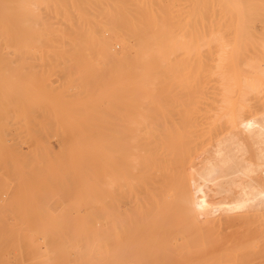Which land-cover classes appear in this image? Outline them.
<instances>
[{
  "label": "rangeland",
  "instance_id": "obj_1",
  "mask_svg": "<svg viewBox=\"0 0 264 264\" xmlns=\"http://www.w3.org/2000/svg\"><path fill=\"white\" fill-rule=\"evenodd\" d=\"M171 1V5L173 4L172 7L176 10V12L178 9L186 12L184 13V19L181 22L179 21L178 17H176L175 21V29L178 27L184 29L183 31H181L182 29L178 28L181 32L177 31L178 29H176L177 34L175 33V37L180 36L178 37L180 39L177 38L178 41H176L179 48L175 47V51H173V54L168 59L162 57L154 58L156 59L155 61H159V63L157 62V65H155L148 74V77L151 78L154 82L151 83L153 86H147L151 89L150 91L146 87V89L143 88V91L141 92L142 96H139L136 101L133 100L131 95H128L130 91L129 87L132 85L131 79V84H129L128 78L130 76L134 77V74H137L138 76V73H130L128 67H125L121 64L122 69H119L120 72L118 73V75L115 74V72H118L117 67L119 65H116V63H114L112 60L107 59V57L105 58L101 55H97L99 54V52H94L96 54L95 55L93 53L89 54L86 52H83V54L82 52H79V54L75 51L63 52L57 50H46L41 51L40 54V51H38V47L36 45L33 46L34 49H32V51H25L26 49H23L24 51H21L18 47L21 43H24V41L22 42L21 38V36L23 37V35L21 34V27L19 28V25L17 24L16 29H18V32L16 30L17 34L15 37L17 40L16 42H18L19 44L15 42V49L17 47L16 52L13 53L12 51V54L10 52H7L10 55L6 52L0 53V61H10L9 63L7 62L8 64L6 63L7 65L0 63V85L3 82H8L11 84L14 83L13 86H16V90H18L13 94L14 99L12 100V106L10 107L9 105L7 108L8 110H6V115L10 117L12 116V118L5 117L3 119L0 117V139L2 137L1 140L4 142H0V264H264V166H257L259 167L257 168L251 165L248 160H244V155L239 149L241 148V146L239 145L241 139L234 138L233 131L231 130L230 126H228L226 121L223 120L224 122H217L215 127V124H213V120L219 118L220 112H222L223 110V108L220 109L217 105L219 104V106H226V104L222 101H220V103L217 102V100H221L218 98L220 97L219 95L221 94V92L218 91L222 90V84L220 80L218 81V79H220L219 75H217V73L214 71V62L212 63L213 60H210V57L213 56L211 52H214V54L217 52L218 54L220 48L219 46L223 44V42L227 43L228 40L234 41L233 38L235 36L231 32L229 33H231V35L234 37H228L231 35L227 36L226 34L230 29L228 23L226 22H229L230 24V22L234 20L235 25L236 15L234 14L232 16V19L229 21L228 18L226 19V17L229 16H224L223 14L224 18L227 21L224 19V21H222L223 16L221 17L220 15H218L217 18L216 14H213V12L209 14L208 12V17H210L211 20H213V15H215L214 21H216V24L214 23L211 28L216 30L213 31H217L216 33L220 31L218 34L220 36L222 34L225 35L224 39L227 40L224 41V39L222 38L223 36H221L223 40L221 39L218 41L219 45H217V42L214 43L216 44L215 47H217L218 49H214L213 46H207L210 48V52L208 48L207 50H203L202 45H200L202 46V49H200L197 41L195 42V40L191 36L198 30V28H196V30L193 31V28L197 26H193V23H191L192 25L187 23V21L189 22L190 20L189 8L191 7V4L189 2L191 0H185L188 2V5L185 4L186 2L184 0H179V2L178 0ZM111 2L113 6L115 0H111ZM178 3L181 4L179 5ZM183 4L184 6L182 7ZM36 11L39 12L38 9H36ZM251 15L253 18L251 17ZM219 16L221 17V19H219ZM263 16L264 15L257 16L256 14L251 13L248 18L246 17L247 19H250L249 17H251L256 21L255 25L249 23L252 26L251 28H249L250 26H247V23L252 19L248 20V22L246 21L247 19H245L247 23H244H246L245 25L247 26V28H249V32H259V36L257 34L256 36L254 34H251L250 40L247 37L244 38L245 40L243 39L242 43L243 41H245V44L240 43L241 50L244 48L243 51H245V45L248 41L249 44H252V42L253 44H257V41L264 38V36H262L264 34H260V31H263L262 33H264V18H262ZM50 19L54 21L50 28H54L56 26L55 24H57V22H55L57 18L51 17ZM79 19V26H82L78 27L80 31L74 30V28L72 29V27L70 29V26H68V24H63L64 26L66 25L68 27V30L74 31H71L73 32V36L75 35V33L77 34L76 31H79L78 35L84 34L82 30L84 29V25L81 22V18ZM260 20H262V22ZM220 23L223 25L221 26ZM232 23L233 21L231 22V24ZM187 24L189 25L190 32L192 34L188 30L189 27H186ZM224 24L225 28L223 27ZM234 25L232 24L230 26L234 28ZM102 31L105 34L106 39L108 38L109 40H111V44H109L113 51L119 52L122 49V44H120L121 42L113 38V35H111V30H109L108 28L102 26ZM184 31L186 35H188L189 33L190 35H188L187 40L184 39L183 43V39L181 40V34ZM232 31L234 32L233 29ZM20 34L21 36H18ZM248 35L246 33V36ZM252 36L255 37L256 40ZM258 37L259 39L257 40ZM252 39L255 41V43L254 41H252ZM231 42L229 43L231 44ZM160 43L163 44V42ZM196 44L198 46H196ZM241 44L244 46H241ZM251 44L248 47H251ZM21 45L23 46L25 45V43ZM228 47L229 46L225 48L224 46L223 50H226H224L223 52H229L230 50L228 51ZM188 49H190V53L187 52ZM197 49L201 50V52L197 51ZM204 49H206V46L204 47ZM241 50V53H237V56L239 55L240 57L238 58L240 60L242 58L241 61L244 60L245 62L247 61V59L242 54L243 52ZM255 50H251L252 53L257 52ZM32 52H35L37 55L35 53L34 55ZM202 52H207V55L204 53V56ZM244 54L246 55V52H244ZM257 54H259V52H257ZM257 54H253L256 56L252 55V58H259L260 61L264 63V54L261 55L262 58L260 57V54ZM89 55H92L94 57H90ZM199 55H201L202 57ZM22 56H24V59H21L23 58ZM29 56L30 58H28ZM206 56L210 60V63ZM257 56L259 57L257 58ZM213 57H216V55ZM40 58L42 61L38 60ZM101 58L102 60H104L103 62ZM202 59L203 62H201ZM239 59L237 61L240 62ZM230 61L231 63H233L232 57L227 59L228 65L225 64L226 67L233 66V64H229ZM15 62H17L18 64H15ZM165 62H172L171 72H165V70L163 69L162 63ZM244 62L241 63L242 67L245 65L243 64ZM235 63L237 62L235 61ZM9 64L14 68H11ZM113 64H115V66ZM210 64L214 67H211ZM208 65L211 69L207 67ZM157 66H159V68ZM235 66L237 65L235 64ZM8 67L11 71L13 69V71L10 72ZM206 67L208 69H206ZM30 68L32 70H30ZM113 68L115 69L113 70ZM5 69L7 72L9 71V73L5 72ZM17 69L18 71L16 72ZM111 69L113 71H111ZM240 70L241 68L238 71L236 70V72L234 71L235 73L233 71H228L233 74V77H235L234 75H236L237 77L235 78H238L237 80L232 79L229 81L230 84L233 83V86L229 85L230 91L228 93L231 100L230 104L237 108L239 107L240 98L239 85L241 80H239V78L244 74L245 76L251 74L250 72L246 71L245 68L242 69L244 72ZM27 71L30 73H28ZM245 71L247 73H245ZM1 72L6 73L7 75L2 74ZM22 72L24 73L22 74ZM46 72L48 74H46ZM94 72L97 74H95ZM128 72L130 73L129 77L126 79L128 81L124 83V81H126L125 75L128 76ZM228 72L227 74L229 76H232L231 73ZM38 73L41 77L37 75ZM46 75L48 76V78ZM115 76L117 78H115ZM119 79L120 82L118 81ZM116 80L119 82V84ZM215 80L217 81L214 82ZM31 82H33L32 85ZM121 83L126 85H123ZM218 84H221V87ZM34 86H36V88ZM62 89L63 91H61ZM102 90L104 94L102 93ZM98 91L102 93L100 96H102L103 99L99 96ZM263 92L264 83L262 85L261 93L256 92L249 94V99L246 98L247 101L246 99L242 101L244 106L241 109L242 111H240V118H243L241 126H244L245 128V131L242 132L244 135L243 138L247 140L249 139V136L251 141L257 140L256 143L258 146V152L261 153L259 154L261 156L260 161L264 163V128H261L264 127ZM143 93L146 94L145 96H147V98H144L145 96H143ZM153 93H155V95ZM216 93L217 95H215ZM97 94L98 97H96ZM167 94H169V96ZM255 94H258L259 96H256ZM212 95H215V98L212 97ZM254 95L256 97H254ZM260 95L262 96L261 98ZM46 96L49 97V99H47ZM26 97H28L29 99H26ZM76 97L77 99L80 98L82 102L86 103L85 107L73 108L72 106H70V104H72L73 102H77ZM95 97L97 99H95ZM99 97L100 99H98ZM151 97H153V99L157 98V106H153L154 103L152 102V104L150 102ZM166 98L168 99L166 100ZM190 99L193 101H191ZM211 99L212 102H210ZM188 100H190L191 102L189 101V107L187 106V108L184 104ZM259 102H262V104ZM173 103L176 105H174ZM256 103H258V106H260L258 107ZM59 104H61V106H59ZM205 104L208 105L206 106ZM147 105L149 106L147 107ZM183 105L185 107H183ZM199 105L202 106V109L201 106L199 107ZM214 106H216V109ZM256 107L258 110L260 107L263 108H261L259 111H256ZM177 108H187L185 110L183 109V111H185L184 113L186 114V123L190 121L188 122V124H186L185 120H183L185 114L181 116V114L183 113L181 111L182 109L178 110L179 112H177ZM199 109H201L202 111H200ZM186 110L190 112H187ZM65 112H67L68 114H65ZM170 112L173 115L170 114ZM74 114H77L76 118L68 120L71 115V117H75ZM211 114L214 116H210ZM136 116L137 118H150L148 126H143L142 124L140 125V123H138L137 125V123L135 122L132 123L131 118ZM197 116L198 118H196ZM58 117L61 118V121L63 123L57 119ZM200 117L202 118V121ZM209 117H211L212 119ZM66 118H68L67 120L70 122V125L66 122ZM85 118L88 119L87 122L85 121ZM91 118L93 119L92 121ZM155 118H161V120L155 122ZM71 120L75 122L71 124ZM181 120H183V122ZM253 120L254 122H252ZM58 121L62 123V126ZM78 121L82 123L81 130L79 127H77L78 125L81 127L80 123L78 124ZM89 121L90 123H88ZM192 121L195 123H192ZM250 121L252 122V124L250 123ZM259 121L263 122V125ZM6 122L8 123L6 124ZM76 122L77 124H75ZM91 123L93 124L90 125ZM179 123H182L183 125ZM71 125H73V127H71L74 128L73 130L70 129ZM181 125L182 127L184 126L186 129H188H185L186 131H182ZM250 125H252L253 129H251ZM3 126H5L6 128ZM66 126H68L69 128ZM171 126L172 128L174 126L175 128H177L178 126V128H181L178 129L180 130V132L185 131V133H188L187 145L190 147L189 152L192 153H190L189 166L194 168L191 171L192 176H194V180H191V182L187 184L188 197L187 199L185 197L184 203V207L187 209V211L183 210L180 205L181 195L179 191V184L175 186L170 184L169 186V183L168 185H164L165 183L163 181L154 179L159 178L161 175H163L164 171L168 170L159 168V166H157L158 163H161L162 165H170V163L172 162V160L158 159L159 157H169L170 155L165 154L166 151H168V146H165L164 143L161 144V142H164V133L166 137L167 135L169 136L168 131ZM191 126L193 128H196L193 129ZM87 128L89 130H87L88 133H91L90 135L87 133V131H84V129L86 130ZM67 129L69 130L67 131ZM148 129L152 130L148 131ZM163 129L165 130V132ZM262 129L263 132H261ZM76 130L79 131V133L81 132L82 136H80V134L78 135V132ZM221 130L224 132V134ZM213 131L216 133L214 134ZM84 132L85 134H87V136L89 135L88 137H86V139L83 138ZM185 133H183V141L187 142ZM73 134L75 136H73ZM135 134H137V139L133 137L135 136ZM158 134L161 138L157 137L159 136ZM7 135L9 137H7ZM92 135L96 137L95 140L93 139L94 137ZM214 135L219 139L216 138L215 140ZM219 135L222 137L221 139H224L223 137L225 136L226 142L229 141L231 143H225L227 146H231L230 148L236 149L229 150L230 148L227 149L225 144L222 145ZM100 137H102L103 144L101 143L102 141L100 140ZM131 137L133 140L130 139ZM210 137L212 139H209ZM78 138H80L81 141L83 140L82 143H84V141L87 143H85L84 146L80 143V145L83 147H87L91 141V144H93L94 147H96L97 144V149H95L96 151H94L93 147V149L91 150L92 153L90 155L91 151L89 152L88 150L83 149V147L79 146V143L77 142L80 140ZM106 138L108 139V141ZM153 140L157 145L154 144ZM93 141H96L97 143ZM99 141H101L100 143L102 146H105H100ZM198 142L200 144H198ZM224 142L225 141H223V143ZM216 143L218 146L216 145ZM125 145L128 148L125 147ZM155 145L157 148H155ZM211 145L213 148L211 147ZM135 146H138L137 150L132 149ZM100 147L103 148V151ZM220 147H222V149L226 147V149L222 150ZM80 148H82L81 150L83 151H81ZM98 149H100L101 151ZM217 149L222 151H217ZM149 150H157L158 152H160L157 154H147L155 158L151 160V163H156V166H151V168L149 169L143 168L142 166H140V164H138L136 168L129 167V161L132 160V156H134V158L136 157V159L139 158L137 160H140V155L144 153V151ZM99 151L102 153L98 155ZM107 152L110 154L108 155ZM94 153L97 155H95ZM92 155H95L94 158H92ZM107 155L109 157V161L107 160ZM11 157L13 159H11ZM112 157H115V159ZM112 159L113 164L111 165ZM19 162L21 165H18ZM94 162H96L97 165ZM115 163H117L118 165H114ZM144 163H150V161ZM121 164L123 166H121ZM74 165L76 166L74 167ZM196 166L199 167V170L196 169ZM148 170L154 171L151 173V184L158 183L160 185L159 198L161 199L162 204L161 212L165 214L155 215L152 213H146L144 211L145 206L142 198L145 197L146 193L145 191H143V188L139 184V179L141 178L140 174L145 173ZM78 171L79 173L77 174ZM80 171L85 173L87 176L85 174H82L81 176ZM197 173L200 174L196 175ZM220 173L223 174L222 178L224 182L216 179L215 175H218ZM84 176L88 179L84 178ZM93 178H96V180H93ZM86 179L88 181H86ZM98 179L99 181H97ZM84 180L88 183L89 186L86 187L85 185L87 184L82 183V181ZM89 181L92 184H90ZM105 183L108 185L109 183H111V185H109L108 187L107 185H105ZM122 183L124 185H122ZM101 184L104 186H102ZM91 185H94V187ZM84 187H86L85 189L91 187V190H85ZM111 192L113 193L111 194ZM121 192L126 196L124 194H120ZM171 192L172 199L171 196L168 195ZM84 193L87 195V197L90 194L89 197L93 201H96L97 199L95 197L98 198L99 196V199L102 198L100 201H103L99 202L98 200L94 205L91 200L89 206L92 210V216L90 217L83 216L86 213V205L82 202V199L84 200L85 198H87ZM165 197L166 201H168L172 206V213H169V203L165 202ZM83 211L84 213L82 214ZM87 227L93 228L95 230L93 236H90V233L86 229ZM34 232L36 234H39V238L36 237V234H33ZM57 232H61V234L59 235L61 238V242L55 244L57 241H59L58 239L52 244L51 240L53 238L52 241H55L54 234L56 236ZM83 232H87L88 234L87 242L85 244H79L77 238ZM43 233H47L53 237L49 239L50 236H45ZM42 234L47 240H45L46 244H44L45 242H41ZM29 237H34L36 241H39L38 244L34 247L26 245V241ZM57 238L55 237V239ZM48 240H50L49 243L51 244L47 243ZM20 241H24V243L22 244V242ZM17 243H19V245Z\"/></svg>",
  "mask_w": 264,
  "mask_h": 264
},
{
  "label": "bare ground",
  "instance_id": "obj_2",
  "mask_svg": "<svg viewBox=\"0 0 264 264\" xmlns=\"http://www.w3.org/2000/svg\"><path fill=\"white\" fill-rule=\"evenodd\" d=\"M171 0H115V3H114V5L112 6V2H111V0H0V53L1 52H12L13 51V53L14 52H16V50H17V47H16V49H15V42L17 41L16 40V30H17V32H18V29H16L17 28V24L19 25V28L22 30H20L21 31V34L23 35V37L21 36V34L20 35H18V36H21V38H22V42L24 41V43H25V45H21V44H24V43H21L20 44V46L18 47L21 51H24L23 49H26L25 51H32V49H34L33 48V46H37L38 47V51H40V54H41V51H46V50H50V51H54V50H57V51H75V52H77V53H79V52H82V54H83V52H86V53H93V54H95L96 52H99V54H97V55H101V56H103V57H107V59H109V60H112L114 63H116V65H119L118 67H117V69H118V72H115V74H117L118 75V73L120 72V70L119 69H122L121 68V64L122 65H124L125 67H128V70L130 71V73L131 72H135V73H138V76H137V74L135 75L134 74V77H132V76H130V77H132V78H130L129 77V72H128V76L127 75H125L126 77H125V80L128 78L129 79V81L128 80H126V81H124V83L125 82H129V84H131V82H132V85L129 87L130 88V91H129V93H128V95H131L132 96V98H133V100L134 101H136L137 100V98L139 97V96H142V94H141V92L143 91V88L144 89H146V88H148L150 85H152L151 83H154L153 81H152V79L151 78H149L148 77V74L150 73L149 71L151 70V69H153L154 68V66L155 65H157V62L159 63V61H155L156 59H154V58H156V57H162V58H166V59H168L169 57H171V55L173 54V51H175L174 49H175V47L176 48H179L178 47V45H177V43H176V41H178L177 40V38L178 37H180V36H178V37H175V33H176V29H182V28H180V27H178V28H176L175 29V21H176V17H178L179 18V21L181 22L183 19H184V13H186V12H183L182 10H180V9H178L177 10V12H176V10L172 7V5H171V2H170ZM185 1V0H184ZM178 2H179V0H178ZM186 3V5H188L187 3V1H185ZM190 4H191V7L189 8L190 10H189V12H190V20H189V22L187 21V23L188 24H191V23H193V26H197V27H195V28H193V31H195L196 30V28H198V30L196 31V33L194 32V34H192L191 32H190V27H189V25L187 24L186 25V27L188 26L189 27V32L192 34L191 36H192V38L195 40V42L197 41V44H199V46L200 45H202L203 46V50H207V48L210 50V46H213V48L215 49V48H217V47H215L216 46V44H214V43H218V41L219 40H221L222 38L224 39V36L225 35H221V36H223L222 38H221V36L218 34V33H216L215 31H213V30H216V29H212L211 28V26L216 22V21H214V16L215 15H213V20H211L210 19V17H208V12H209V14L210 13H212L213 12V14H216V17L218 16V15H220L221 17L223 16V14H224V16H229V17H226V19L228 18V20L230 21L231 19H232V16L235 14L236 15V26L234 25V20H232L233 21V25H234V28L233 27H231L230 25H232L231 24V22H230V24H229V22H226V23H228V25H229V27H230V29H229V31H228V33L229 32H231L234 36H232L231 35V33H226L227 34V36L228 35H231V36H228V37H234L233 39H234V41L233 40H225L224 39V41H227V43H225V42H223V44H221L219 47V51H218V54H217V52L214 54V52H211V50H210V52L213 54V56H215L216 55V57H213V56H211L212 57V59H211V57H210V60H213L212 61V63L214 62V66H215V72L217 73V75H219V77H220V79H218V81L220 80L221 81V84H222V90L221 91H218V90H216V91H218V92H221V94L219 95L220 97H218L219 99H221V100H217V102H219L220 103V101H222V102H224L225 104H226V106H224V105H222V106H219V104L217 105V103H216V105L220 108V109H222L223 108V110H222V112H220V115H219V118H216L215 120H213V124H215L214 125V127L216 126V123L217 122H224V121H226V123L228 124V126H230V128H231V130L233 131V136H234V138H236V139H241V141L239 142V145L241 146V148H242V150H241V148H239L240 149V151L242 152V154L244 155V160H248V162L251 164V165H253L254 167H257V166H259V167H262V166H264V163L263 162H261L260 161V158H261V156L259 155V154H261V153H259L258 152V146H257V143H256V141H251L250 140V137L248 136V138L249 139H244L243 138V131H245V128H244V126H241V122L243 121L242 119L243 118H240V116H241V114H240V111H242L241 109H242V107L244 106V104L242 103V101L243 100H245L246 98L247 99H249V94H252V93H261L262 92V85H263V83H264V63H262L261 61H260V59L258 58L259 56H257V58L258 59H255V57L254 58H252L253 56H256V55H253V54H257V52H259V54H260V57L262 58V54H264V38L263 39H261V40H259V41H257V44L255 43V41L252 39V41H254V43L255 44H253V42H252V44H251V47H248V46H250V44H249V41L246 43V49H245V51H243L244 50V48L241 50L240 49V43H242V40L244 39V38H248L249 40L251 39V34H254L255 36H256V34L259 36V32H257L256 33V31H255V33H253L252 31V33L251 32H249L250 30H249V28H251L252 26L250 25V24H254L255 25V20L254 19H252L253 17H252V15H251V17H249L250 19H252V20H254V21H252V20H250V19H247L248 18V16L251 14V13H254V14H256L257 16H259V15H264V0H191L190 2H189ZM179 4V3H178ZM181 4V3H180ZM179 4V5H180ZM189 4V5H190ZM185 5V6H186ZM184 6V4L182 5V7ZM182 7H181V9H182ZM177 8V7H176ZM180 8V7H179ZM36 9H38L39 10V12L38 11H36ZM219 16V17H220ZM224 16L222 17V21H224V20H226L225 18H224ZM230 16H231V18H230ZM51 17H56L57 19L55 20V22H57V24H55L56 26L54 27V28H50V26H52V24L54 23V21L53 20H51L50 18ZM189 17V16H188ZM221 17L219 18V19H221ZM247 17V18H246ZM261 17V16H260ZM79 18H81V22H82V24L84 25L83 26V28L84 29H82L83 30V33L84 34H80V35H78L79 34V31H80V29L78 28V27H82V26H79L80 25V19ZM218 18V17H217ZM262 18H264V16L262 17ZM58 19H59V21H58ZM210 19V20H209ZM216 19V18H215ZM224 19V20H223ZM234 19V18H233ZM245 19H247L246 21L248 22V20H250L248 23L245 21ZM213 21V22H212ZM217 21H219V20H217ZM222 21H220V22H222ZM227 21V20H226ZM251 21H252V23H251ZM261 22H262V20H260ZM59 22H61V23H59ZM244 22H246L247 23V26H250L249 28H247V26L245 25L246 23H244ZM259 22V21H258ZM68 24V26H70V29H71V27H72V29L74 28V30H79V31H76L77 32V34L75 33V35L73 36L72 35V33L74 32L73 30H71V31H73V32H71L70 30H68L67 28V26L65 25H63V24ZM250 23V24H249ZM216 24V23H215ZM249 24V25H248ZM260 24V23H259ZM192 25V24H191ZM190 25V26H191ZM220 25L222 26L223 24H221L220 23ZM219 25V26H220ZM102 26H104V27H106V28H108L109 30H111V35H113V38H115L116 40H118L119 42H121L120 44H122L121 45V50L119 51V52H116V51H113V49L111 48V46H110V44H111V40H109L108 38V40L106 39V37H105V34L103 33V31H102ZM182 26H183V24H182ZM217 26V25H216ZM245 26H246V29H248V30H246L245 29ZM264 26V25H263ZM185 27V26H184ZM224 28H225V24H224V26H223ZM228 27V28H229ZM214 28H215V26H214ZM258 28V27H257ZM264 28V27H263ZM177 30V31H180V30ZM191 29H192V27H191ZM227 29V28H226ZM225 29V30H226ZM232 29L234 30V32L232 31ZM81 30V31H82ZM184 29H182L181 31H183ZM220 30H222V29H220ZM225 30H224V32H225ZM260 30V29H259ZM19 31V32H20ZM180 31V32H181ZM249 32V33H248ZM261 33V35L262 34H264V33H262L263 31H260ZM80 33H82V32H80ZM190 33L188 34V35H190ZM235 33V34H234ZM246 33H247V35L248 34H250V35H248V36H246ZM177 34V33H176ZM48 35V36H47ZM188 35H186L185 34V31L184 32H182V34H181V40L183 41V43H184V39H186L187 40V38H188ZM226 36V37H227ZM262 36H264V35H262ZM253 37V36H252ZM261 37V36H260ZM19 38V37H18ZM17 38V39H18ZM253 38H255V37H253ZM262 38V37H261ZM178 39H180V38H178ZM222 39V40H223ZM227 39H232V38H227ZM259 39V37L257 38V40ZM185 40V41H186ZM245 40V39H244ZM255 40H256V38H255ZM232 41V42H231ZM247 41V40H246ZM160 42H163V44L162 43H160ZM200 42V43H199ZM220 42H222V41H220ZM229 42H231V44L229 43ZM234 42V43H233ZM245 41H243V43L242 44H245L244 43ZM251 42V41H250ZM16 43H18V42H16ZM110 43V44H109ZM189 43V42H188ZM19 44V43H18ZM187 44V43H186ZM196 44V46H198ZM241 44V46H244V45H242ZM217 45H219V43L217 44ZM202 46H200V49H202L201 47ZM206 46V49H204V47ZM207 46H209V47H207ZM225 46V48L227 47V46H229L228 47V51L230 52H223L224 50H226V49H224L223 50V47ZM231 46H232V48H231ZM239 46V47H238ZM253 46H254V48H253ZM21 47H24V48H21ZM260 48V49H257V48ZM198 48V47H197ZM247 48H249V49H247ZM256 49V50H255ZM15 50V51H14ZM202 50V51H203ZM233 50V51H232ZM240 50L243 52L242 54L245 56V58L247 59V61H245L244 62V60L243 61H241L242 60V58H241V60L238 58V57H240L239 55L237 56V53L239 54V52H240ZM246 50H248V51H246ZM257 51V52H255V53H252V51ZM261 50V51H260ZM197 51H200L201 52V50H198L197 49ZM95 52V53H94ZM188 53H190V49H188V51H187ZM200 52H199V54H200ZM220 52V53H219ZM244 52H246V55H247V57H246V55L244 54ZM248 52H249V54H248ZM20 53V52H19ZM22 53V52H21ZM33 53V52H32ZM35 53V52H34ZM33 53V54H34ZM85 53V54H86ZM101 53V54H100ZM204 53L207 55V52H202V54L204 55ZM210 53V54H211ZM241 53V52H240ZM7 54H9V53H7ZM12 54V53H11ZM36 54V53H35ZM34 54V55H35ZM80 54V53H79ZM92 54V55H93ZM201 54V55H202ZM235 54V55H234ZM241 54V55H242ZM251 54V55H250ZM259 54H257V55H259ZM4 55V54H3ZM10 55V54H9ZM14 55V54H13ZM37 55V54H36ZM76 55V54H75ZM90 56V57H94V56ZM96 55V54H95ZM185 55V54H184ZM201 55H199V56H201ZM253 55V56H252ZM5 56V55H4ZM8 56V55H7ZM12 56V55H11ZM80 56V55H79ZM205 56V55H204ZM2 57V56H1ZM20 57V56H19ZM23 58H21V59H24V56H22ZM98 57V56H97ZM202 57V56H201ZM230 57H232V62L233 63H231V61L229 62V64L230 65H232L233 64V66H228V67H231V68H228V67H226V65L225 64H227V59L228 58H230ZM243 57V56H242ZM249 57V58H248ZM4 58H6V57H4ZM18 58V57H17ZM26 58H27V56H26ZM28 58H30V56L28 57ZM41 58H43V57H41ZM41 58L40 59H38V60H41ZM88 58V57H87ZM99 58V57H98ZM97 58V59H98ZM204 58V57H203ZM206 58L208 59V57L206 56ZM214 58H217V59H214ZM244 58V57H243ZM104 59V58H103ZM161 59V58H160ZM206 59V60H207ZM240 60V62L239 61H237V60ZM245 59V60H246ZM9 60V59H8ZM12 60V59H11ZM36 60V59H35ZM37 60V61H38ZM89 60V59H88ZM93 60V59H92ZM91 60V61H92ZM100 60V59H99ZM101 60H102V58H101ZM201 60V59H200ZM210 60L208 59V61H209V63H210ZM217 60V61H216ZM237 62V63H235V61ZM6 61V62H5ZM5 61H0V63H3V64H6L8 61L7 60H5ZM13 61V60H12ZM25 61V60H24ZM42 61V60H41ZM62 61V60H61ZM61 61H59V62H61ZM82 61V60H81ZM90 61V60H89ZM104 60H102V62H103ZM108 61V60H107ZM199 61V60H198ZM205 61V60H204ZM216 61V62H215ZM10 62V61H9ZM8 62V63H9ZM21 62V61H20ZM101 62V61H100ZM109 62V61H108ZM111 62V61H110ZM201 62H203V59H202V61ZM242 62H244L243 64H245L243 67L246 69V71H248V72H250L251 74L250 75H248V74H246V75H248V76H245V74L242 76V77H240L239 78V80H241L240 81V85H239V95H240V98H239V107L237 108V107H234V106H232V104H230L231 103V100H230V97H229V91H230V86L229 85H231V86H233L232 84H230V80H232V79H235V80H237L235 77H237L236 75H234L235 77H233V74L231 73V72H228V71H235L236 72V70L238 71L240 68H241V70L242 69H244L243 67H242V65H241V63ZM7 63V64H8ZM17 62H15V64H16ZM22 63H24V62H22ZM82 63V62H81ZM215 63H216V65H215ZM6 64V65H7ZM18 64V63H17ZM29 64V63H28ZM31 64V63H30ZM107 64V63H106ZM235 64L237 65V66H235ZM238 64H239V66H238ZM10 65V64H9ZM22 65H24V64H22ZM32 65H34V64H32ZM43 65V64H42ZM94 65V64H93ZM114 66H115V64H113ZM211 65V64H210ZM228 65V64H227ZM4 66V65H3ZM11 66V68H14V67H12V65H10ZM9 66V67H10ZM20 66V65H19ZM123 66V67H124ZM214 66H212L211 65V67H214ZM9 67H8V69H9ZM31 67V66H30ZM112 67V66H111ZM158 68H159V66H157ZM162 67H163V69L165 70V72H171L172 71V62H165V63H162ZM161 67V68H162ZM208 68L210 67L209 65L207 66ZM206 67V69H208ZM36 68V67H35ZM80 68V67H79ZM157 68V69H158ZM160 68V69H161ZM3 69V68H2ZM20 69H21V67H20ZM115 68H113V70H114ZM209 69H211V68H209ZM229 69H231V70H229ZM30 70H32L31 68H30ZM112 69H111V71H113ZM155 70H156V68H155ZM240 70V71H241ZM9 71L10 72H12L13 71V69H12V71L9 69ZM9 71L7 72L6 71V69H5V72H7V73H9ZM18 71V69L16 70V72ZM21 71V70H20ZM24 71V70H23ZM36 71V70H35ZM43 71V70H42ZM46 71V70H45ZM51 71V70H50ZM79 71V70H78ZM77 71V72H78ZM96 71V70H95ZM115 71H117V70H115ZM174 71V70H173ZM239 71V72H240ZM243 71V70H242ZM245 71V73H247ZM28 72V71H27ZM37 72V71H36ZM90 72V71H89ZM227 72L228 73H231V75L232 76H229L228 74H227ZM234 72V73H235ZM238 72V73H239ZM244 72V71H243ZM2 73V72H1ZM24 72H22V74H23ZM28 73H30V72H28ZM28 73H25V74H28ZM41 73V72H40ZM95 73V72H94ZM112 73V72H111ZM215 73V74H216ZM2 74H6V73H2ZM12 74H14V73H12ZM17 74V73H16ZM21 74V75H22ZM32 74H33V71H32ZM43 74H45V73H43ZM46 74H48L47 72H46ZM70 74V73H69ZM75 74V73H74ZM95 74H97V73H95ZM7 75V74H6ZM30 75V74H29ZM36 75V74H35ZM37 75H39V73L37 74ZM53 75V74H52ZM116 75V76H117ZM228 75V76H227ZM242 75V74H241ZM40 76V75H39ZM47 76V75H46ZM50 76V75H49ZM76 76V75H75ZM74 76V77H75ZM115 76V78H117ZM136 76V77H135ZM210 76V75H209ZM12 77V76H11ZM16 77V76H15ZM41 77V76H40ZM93 77V76H92ZM120 77V76H119ZM169 77V76H168ZM212 77V76H211ZM216 77V76H215ZM218 77V76H217ZM218 77V78H219ZM27 78V77H26ZM29 78V77H28ZM44 78V77H43ZM47 78H48V76H47ZM172 78V77H171ZM213 78H214V76H213ZM12 79V78H11ZM18 79V78H17ZM34 79V78H33ZM33 79H32V81H33ZM36 79H38V78H36ZM121 79V78H120ZM120 79L118 80L119 82H120ZM123 79V78H122ZM130 79H131V82H130ZM173 79V78H172ZM4 80V79H3ZM22 80V79H21ZM28 80V79H27ZM30 80V79H29ZM44 80V79H43ZM48 80V79H47ZM72 80V79H71ZM157 80V79H156ZM155 80V81H156ZM0 81H1V79H0ZM10 81H12V80H10ZM117 81V80H116ZM115 81V82H116ZM117 81V82H118ZM123 81V80H122ZM217 80H215L214 82H216ZM234 81V80H233ZM16 82H17V80H16ZM47 82V81H46ZM49 82H51V81H49ZM119 82H118V84H119ZM236 82H239V81H236ZM235 82V83H236ZM20 83H21V81H20ZM32 83L33 82H31V85H32ZM45 83V82H44ZM234 83V84H235ZM13 84L14 83H8V82H3L1 85H0V91H1V96H0V117L1 118H5V117H9V118H12V116L10 117V116H8V115H6L7 113H6V110H8L7 108H8V106L10 105V107L12 106V100L14 99L13 98V94L15 93V91H18V90H16V86H13ZM23 84V83H22ZM28 84H30V83H28ZM38 84V83H37ZM41 84V83H40ZM50 84V83H49ZM51 84H53V83H51ZM56 84V83H55ZM117 84V83H116ZM121 84H123V83H121ZM120 84V85H121ZM215 84V83H214ZM30 85V86H31ZM46 85V84H45ZM97 85V84H96ZM113 85V84H112ZM123 85H126V84H123ZM217 85V86H218ZM238 85V84H237ZM47 86V85H46ZM65 86V85H64ZM116 86V85H115ZM127 86H129V85H127ZM148 86V87H147ZM153 86V85H152ZM156 86V85H155ZM154 86V87H155ZM158 86V85H157ZM27 87H29V86H27ZM35 88H36V86H34ZM50 87V86H49ZM125 87V86H124ZM146 87V88H145ZM220 87H219V89H220ZM46 88V87H45ZM51 88V87H50ZM57 88V87H56ZM55 88V89H56ZM159 88H160V86H159ZM18 89V88H17ZM52 89H53V87H52ZM59 89H61V88H59ZM100 89H102V88H100ZM170 89V88H169ZM46 90V89H45ZM148 90L150 91L151 89L150 88H148ZM171 90V89H170ZM37 91V90H36ZM55 91V90H54ZM61 91H63V89L61 90ZM155 91H156V89H155ZM260 91V92H259ZM21 92V91H20ZM39 92V91H38ZM42 92V91H41ZM48 92V91H47ZM99 92V91H98ZM106 92V91H105ZM124 92V91H123ZM145 92H146V90H145ZM176 92V91H175ZM18 93V92H17ZM40 93V92H39ZM38 93V94H39ZM102 93H103V90H102ZM102 93H100L99 92V96L102 94ZM156 93H158V92H156ZM182 93V92H181ZM264 93V92H263ZM44 94V93H43ZM43 94H41V95H43ZM47 94V93H46ZM57 94V93H56ZM68 94V93H67ZM75 94V93H74ZM104 94V93H103ZM144 95L143 96H145L146 94L145 93H143ZM154 95H155V93H153ZM153 94H151V95H153ZM163 94V93H162ZM170 94V93H169ZM169 94H167L168 96H169ZM172 94V93H171ZM194 94V93H193ZM238 94V93H237ZM19 95V94H18ZM66 95V94H65ZM64 95V96H65ZM73 95V94H72ZM161 95V94H160ZM166 95V94H165ZM182 95V94H181ZM187 95V94H186ZM185 95V96H186ZM215 95H217V93L215 94ZM215 95L213 96L212 95V97H214L215 98ZM256 95V94H255ZM254 95V97H256ZM20 96V95H19ZM23 96V95H22ZM21 96V97H22ZM26 96V95H25ZM45 96V95H44ZM63 96V95H62ZM96 96V95H95ZM104 96V95H103ZM183 96V95H182ZM189 96V95H188ZM252 96V95H251ZM259 96V95H258ZM43 97V96H42ZM47 97V96H46ZM69 97V96H68ZM78 97V96H77ZM77 97H76V99H77ZM96 97H98V94H97V96ZM95 97V99H97ZM102 99H103V97L102 96H100ZM100 97L98 98V99H100ZM179 97H181V96H179ZM262 96L260 95V98H261ZM44 98V97H43ZM59 98V97H58ZM63 98V97H62ZM83 98V97H82ZM89 98H91V97H89ZM144 98H147V96H145ZM160 98H161V96H160ZM199 98V97H198ZM217 98V99H218ZM260 98H259V101H260ZM25 99V98H24ZM26 99H29L28 97H26ZM47 99H49V97H47ZM55 99V98H54ZM68 99V98H67ZM164 99V98H163ZM162 99V100H163ZM168 98H166V100H167ZM181 99V98H180ZM186 99V98H185ZM191 99H193V98H191ZM190 99V100H191ZM201 99V98H200ZM213 99V98H212ZM212 99H211V101L210 102H212ZM247 99H246V101H247ZM57 100H59V99H57ZM64 100V99H63ZM79 100V101H78ZM166 100H165V102H166ZM170 100V99H169ZM172 100V99H171ZM187 100V99H186ZM190 100H188L187 102H185V104L184 105H186V107L189 105V101ZM203 100V99H202ZM251 100V99H250ZM264 100V99H263ZM72 101V100H71ZM75 101V100H74ZM91 101V100H90ZM93 101V100H92ZM174 101H176V100H174ZM191 101H193V100H191ZM190 101V102H191ZM205 101V100H204ZM203 101V102H204ZM21 102V101H20ZM51 102V101H50ZM73 102V101H72ZM71 102V103H72ZM86 102V101H85ZM150 102L153 104V106L155 105V106H157V98L156 99H153V97H151V100H150ZM160 102V101H159ZM167 102H169V101H167ZM184 102V101H183ZM25 103V102H24ZM59 103V102H58ZM198 103H200V102H198ZM206 103V102H205ZM249 103H250V101H249ZM249 103H247V104H249ZM252 103V102H251ZM259 103H261L262 104V102H259ZM56 104V103H55ZM69 104V103H68ZM76 104V105H75ZM129 104V103H128ZM167 104V103H166ZM174 104V103H173ZM192 104V103H191ZM195 104V103H194ZM237 104V103H236ZM257 104V106H258V103H256ZM85 105H86V103H84V102H82V100L79 98V99H77V102L75 101V102H73L72 104H70V106H72L73 108H78V107H85ZM174 105H176V104H174ZM178 105H179V103H178ZM177 105V106H178ZM181 105V104H180ZM183 105V107H185ZM203 105V104H202ZM206 105V104H205ZM208 105V104H207ZM206 105V106H207ZM215 105V104H214ZM24 106V105H23ZM54 106V105H53ZM57 106V105H56ZM59 106H61V104H59ZM129 106V105H128ZM149 105H147V107H148ZM201 105H199V107H200ZM204 106V105H203ZM211 106V105H210ZM236 106V105H235ZM260 106V105H259ZM258 106V107H259ZM262 106V105H261ZM31 107V106H30ZM71 107V108H72ZM181 107V106H180ZM189 107V106H188ZM187 107V108H188ZM215 107V109H216V106H214ZM217 107V108H218ZM50 108H51V106H50ZM63 108H65V107H63ZM69 108V107H68ZM187 108H185V109H187ZM213 108V107H212ZM261 108H263V107H260L259 108V110L261 109ZM10 109V108H9ZM176 109V108H175ZM180 109H182V108H180ZM180 109H178L177 108V112H179L178 110H180ZM184 109V108H183ZM183 109L181 110L183 113L181 114V116L182 115H184L185 113V111H183ZM184 109V110H185ZM190 109H192V108H190ZM201 109H202V106H201ZM201 109H199L200 111H202ZM207 109V108H206ZM256 109V111L258 110L257 109V107L255 108ZM264 109V108H263ZM62 110V109H61ZM78 110V109H77ZM86 110V109H85ZM198 110V109H197ZM258 110V111H259ZM21 111V110H20ZM66 111V110H65ZM187 111V110H186ZM221 111V110H220ZM25 112V111H24ZM30 112H31V109H30ZM29 112V113H30ZM33 112V111H32ZM53 112V111H52ZM62 112V111H61ZM68 112V111H67ZM67 112H65V114L67 113ZM174 112H176V111H174ZM187 112H190V111H187ZM205 112V111H204ZM203 112V113H204ZM219 112V111H218ZM77 113V112H76ZM145 113H147V112H145ZM194 113V112H193ZM200 113V112H199ZM209 113V112H208ZM260 113V112H259ZM262 113H263V111H262ZM28 114V113H27ZM33 114V113H32ZM68 114V113H67ZM86 114V113H85ZM170 114H172L171 112H170ZM201 114H202V112H201ZM264 114V113H263ZM15 115V114H14ZM19 115H20V112H19ZM73 115V114H72ZM71 115V116H72ZM75 115V114H74ZM77 115V114H76ZM76 115H75V117L73 116V117H71L70 116V118L68 119V118H66V120L68 119V120H70V119H72V118H76ZM173 115V114H172ZM175 115V114H174ZM179 115V114H178ZM196 115V114H195ZM204 115V114H203ZM205 115H207V114H205ZM261 115V114H260ZM78 116H80V115H78ZM133 116V115H132ZM180 116V117H181ZM201 116V115H200ZM210 116H214V115H210ZM42 117V116H41ZM142 117V116H141ZM179 117V118H180ZM185 117H186V114L184 115V119L183 120H185V123H186V120L187 119H185ZM193 117H195V116H193ZM264 117V116H263ZM17 118V117H16ZM23 118V117H22ZM38 118V117H37ZM182 118V117H181ZM196 118H198V116L196 117ZM201 118V117H200ZM209 118H211V117H209ZM208 118V119H209ZM213 118H215V117H213ZM256 118V117H255ZM59 121H61V118H57ZM78 119V118H77ZM77 119H76V121H77ZM84 119V118H83ZM117 119V118H116ZM156 120H155V122H158V121H160L161 120V118H155ZM192 119V118H191ZM212 119V118H211ZM257 119V118H256ZM1 120V119H0ZM65 120V119H64ZM66 121L67 123H69V125H70V122L69 121ZM79 120V119H78ZM87 118H85V121L87 122ZM89 120H90V118H89ZM93 119L91 118V121H92ZM95 120V119H94ZM130 120V119H129ZM179 120V119H178ZM183 120H181L182 122H183ZM224 120V121H223ZM14 121V120H13ZM23 121H25V120H23ZM56 121V120H55ZM58 121V122H59ZM72 121V120H71ZM84 121V120H83ZM181 121H179V122H181ZM195 121V120H194ZM200 121V120H199ZM201 121H202V118H201ZM207 121H209V120H207ZM248 121V120H247ZM256 121V120H255ZM27 122V121H26ZM25 122V123H26ZM62 122V121H61ZM61 122H59V124H61V126H62V123ZM73 122H75V121H72V123L71 124H73ZM100 122V121H99ZM131 122L133 123V122H135V123H137V125H138V123H140V125L142 124L143 126H148V124H149V122H150V118H137V116L136 117H133V118H131ZM167 122H168V120H167ZM188 122H190V121H188ZM188 122L186 123V124H188ZM252 122H254V120L252 121ZM252 122L250 121V123L252 124ZM260 122V121H259ZM1 123V122H0ZM4 123V122H3ZM8 122H6V124H7ZM57 123V122H56ZM80 123V125L82 124L81 122H79L78 121V124ZM84 123V122H83ZM88 123H90V121L88 122ZM131 123V124H132ZM192 123H195V122H193L192 121ZM200 123V122H199ZM205 123V122H204ZM262 125H263V122H260ZM65 124V123H64ZM63 124V125H64ZM75 124H77V122L75 123ZM85 124V123H84ZM93 123H91L90 125H92ZM157 124V123H156ZM170 124V123H169ZM179 124H182V123H179ZM197 124V123H196ZM201 124H203V123H201ZM200 124V125H201ZM209 124H210V122H209ZM68 125V126H69ZM175 125V124H174ZM183 125V124H182ZM182 125H181V127H182ZM191 125V124H190ZM199 125V124H198ZM224 125V124H223ZM247 125V124H246ZM260 125V124H259ZM15 126V125H14ZM26 126V125H25ZM68 126H66V127H68ZM187 126H189V125H187ZM193 126H195V125H193ZM202 126V125H201ZM251 126V129H253V127H252V125H250ZM254 126V125H253ZM264 126V125H263ZM3 127H5V126H3ZM71 127H73V125H71L70 126V129H74V128H71ZM77 127H79L80 128V130H81V128H82V125H81V127L78 125ZM84 127V126H83ZM96 127V126H95ZM157 127V126H156ZM192 127V126H191ZM211 127V126H210ZM222 127V126H221ZM223 127H226V126H223ZM6 128V127H5ZM5 128H4V130H5ZM69 128V127H68ZM76 128V127H75ZM86 128V127H85ZM89 128V127H88ZM88 128L85 130L84 129V131L86 132L87 130H88ZM148 128H150V127H148ZM193 128V127H192ZM194 128H196V127H194ZM193 128V129H194ZM197 128H198V126H197ZM261 128H264V127H261ZM8 129V128H7ZM56 129V128H55ZM66 129V128H65ZM160 129V128H159ZM167 129V128H166ZM178 129H181V128H178V126H177V128H175V126L172 128V126L169 128V131H168V134H169V136L167 135V137L165 136V133H164V142H161V144L162 143H164V145L165 146H168V151H166V149H165V151H166V155L167 154H170L169 155V157H159L158 159H165V160H172V162L170 163V165H162L161 163H158L157 164V166H159V168H163L164 170L165 169H168V170H166V171H164V173H163V175H161L159 178H154L155 180H159V181H163L165 184L164 185H168V183H169V186H170V184H172L173 186H175V185H177V184H179L180 185V189H179V191H180V195H181V198H180V205H181V208L183 209V210H185V211H187V209L184 207V203H185V197H186V199H187V197H188V193H187V184H189L190 182H191V180L193 181L194 180V176H192V170L194 169L193 167H190L189 165H190V153L191 152H189L190 151V147L187 145V143H188V139H187V134L188 133H185V131L188 129H186L184 126L182 127V131L183 130H185L184 132H180V130H178ZM201 129V128H200ZM17 130V129H16ZM69 129H67V131H68ZM152 129H148V131H151ZM164 130V129H163ZM189 130H191V129H189ZM188 130V131H189ZM199 130V129H198ZM209 130V129H208ZM230 130V131H231ZM250 130V129H249ZM15 131V130H14ZM57 131V130H56ZM66 131V130H65ZM77 131V130H76ZM89 131V130H88ZM88 131H87V133H88ZM162 131V130H161ZM203 131V130H202ZM222 131V130H221ZM261 131V130H260ZM260 131H259V133H260ZM6 132V131H5ZM32 132V131H31ZM78 132V135L80 134V136H82L81 134V132L79 133V131H77ZM83 132V131H82ZM85 132L83 133V138H85L86 139V137H88L91 133L89 132L88 134V136H87V134H85ZM141 132V131H140ZM164 132H165V130H164ZM197 132V131H196ZM214 132V131H213ZM223 132V131H222ZM258 132V131H257ZM261 132H263V129H262V131ZM152 133V132H151ZM183 133H185V136H186V141L187 142H184L183 141V138H184V134ZM208 133V132H207ZM211 133V132H210ZM216 132H214V134H215ZM245 133V132H244ZM264 133V132H263ZM2 134V133H1ZM16 134V133H15ZM84 134H85V136H84ZM223 134H224V132H223ZM227 134V133H226ZM226 134H225V136H226ZM252 134V133H251ZM33 135V134H32ZM31 135V136H32ZM96 135V134H95ZM137 134H135V136H133V137H137L136 136ZM159 135V134H158ZM202 135V134H201ZM256 135V134H255ZM258 135V134H257ZM262 135V134H261ZM4 136H5V134H4ZM19 136V135H18ZM29 136V135H28ZM34 136V135H33ZM73 136H75L74 134H73ZM93 136V135H92ZM92 136H91V139H92ZM110 136V135H109ZM196 136V135H195ZM210 136V135H209ZM213 136V135H212ZM220 136V135H219ZM225 136L223 137L224 139H221L222 137L220 136V139H221V142H222V145L223 144H227V143H229V144H231L229 141H227L226 142V139H225ZM254 136V135H253ZM7 137H9L8 135H7ZM79 137V136H78ZM94 137V136H93ZM105 137V136H104ZM157 137H159V138H161L160 137V135L159 136H157ZM258 137V136H257ZM257 137H256V139H257ZM261 137V136H260ZM6 138V137H5ZM12 138V137H11ZM37 138V137H36ZM36 138H35V141H36ZM82 138V139H83ZM98 138V137H97ZM101 138V139H100ZM99 139L102 141V137H100ZM121 138V137H120ZM158 138V139H159ZM216 138L217 139H219L217 136H215L214 135V139L216 140ZM228 138V137H227ZM1 139H2V137H1ZM0 139V140H1ZM17 139V138H16ZM34 139V138H33ZM71 139V138H70ZM79 140H80V138H78ZM90 139V140H91ZM94 140L96 139V137H94L93 138ZM107 139V138H106ZM130 139H132V137L130 138ZM137 139V138H136ZM209 139H212L211 137L209 138ZM254 139V138H253ZM25 140V139H24ZM72 140V139H71ZM133 140V139H132ZM131 140V141H132ZM185 140V139H184ZM225 141L224 143H223V141ZM5 141H7V140H5ZM13 141V140H12ZM32 141V140H31ZM30 141V142H31ZM34 141V142H35ZM42 141V140H41ZM78 141V140H77ZM81 141V140H80ZM80 141H78L77 143H79V146H81L80 145V143L81 144H83V146H84V144L86 143L85 141H84V143H82V141L80 142ZM89 141V140H88ZM101 141H99V144H100V146H102L101 145V143L103 144V141L101 142ZM107 141H108V139H107ZM127 141V140H126ZM155 141H158V140H155ZM214 141V140H213ZM0 142H2V143H4L2 140L0 141ZM10 142V141H9ZM29 142V141H28ZM90 142V141H89ZM88 142V143H89ZM92 142V141H91ZM91 142L88 144V146L85 148V147H83V146H81V147H83V149H86V150H88L89 152L93 149V147H94V145L93 144H91ZM93 142H96V141H93ZM97 142H98V139H97ZM96 142V143H97ZM101 142V143H100ZM109 142H110V140H109ZM133 142V141H132ZM153 142H154V140H153ZM218 142V141H217ZM21 143V142H20ZM32 143V142H31ZM38 143H39V141H38ZM37 143V144H38ZM95 143V144H96ZM112 143H113V141H112ZM151 143V142H150ZM203 143V142H202ZM8 144V143H7ZM17 144H18V142H17ZM35 144V143H34ZM33 144V145H34ZM36 144V145H37ZM42 144V143H41ZM87 144V143H86ZM109 144H111V143H109ZM115 144V143H114ZM114 144H112V145H114ZM154 144H156L155 142H154ZM160 144V145H161ZM198 144H200L199 142H198ZM219 144H220V141H219ZM225 144V146L227 147V149L228 148H230L229 146H227ZM228 144V145H229ZM4 145V144H3ZM2 145V146H3ZM45 145V144H44ZM111 145V146H112ZM122 145V144H121ZM157 145V144H156ZM156 145H155V148H157L156 147ZM197 145V144H196ZM210 145V144H209ZM216 145H217V143H216ZM215 145V146H216ZM221 145V146H222ZM239 145H237V146H239ZM47 146V145H46ZM105 146V145H104ZM104 146H102V147H104ZM119 146H120V143H119ZM134 146V145H133ZM164 146V147H165ZM213 146H214V144H213ZM218 146V145H217ZM33 147V146H32ZM31 147V148H32ZM45 147V146H44ZM102 147H100V148H102ZM122 147V146H121ZM125 147H127L126 145H125ZM136 147V148H135ZM134 148H132V149H138L137 147L138 146H135ZM152 147V146H151ZM154 147V146H153ZM159 147V146H158ZM198 147V146H197ZM209 147V146H208ZM211 147H212V145H211ZM226 147L225 148H223L222 149V147H220L222 150H225L226 149ZM234 147V146H233ZM236 147V146H235ZM3 148V147H2ZM35 148H36V146H35ZM46 148V147H45ZM79 148V147H78ZM128 148V147H127ZM167 148V147H166ZM213 148V147H212ZM20 149V148H19ZM34 149V148H33ZM82 148H80V150H81ZM95 149H97V144H96V147H94V151H96ZM146 149V148H145ZM194 149V148H193ZM236 149V148H235ZM234 148H230L229 150H235ZM16 150V149H15ZM18 150V149H17ZM45 150H48V149H45ZM98 150H100V149H98ZM192 150V149H191ZM201 150V149H200ZM208 150V149H207ZM212 150V149H211ZM222 150H218L217 149V151H222ZM5 151V150H4ZM81 151H83V150H81ZM80 151V152H81ZM101 151V150H100ZM99 151V153H98V155L100 154V153H102V152H100ZM102 151H103V148H102ZM108 151V150H107ZM119 151V150H118ZM121 151V150H120ZM132 151V150H131ZM142 151H143V149H142ZM154 150H149V151H144V153H142L141 155H140V160H137V159H139V158H137L136 159V157L134 158V156H132V160H130L129 161V167L130 168H136V166L138 165V164H140V166H142L143 168H146V169H149V168H151V166L152 167H154V166H156V163H151V160H153V159H155L154 157H152V156H149V155H147L148 153H160V152H158L157 150H155L154 152H153ZM164 151V150H163ZM239 151V150H238ZM79 152V151H78ZM111 152V151H110ZM138 152V151H137ZM84 153H85V150H84ZM91 153H92V151L90 152V155H91ZM96 153V152H95ZM94 153V154H95ZM108 153V152H107ZM107 153H105V154H107ZM112 153V152H111ZM119 153V152H118ZM134 153H135V151H134ZM198 153V152H197ZM201 153V152H200ZM208 153V152H207ZM110 153H108V155H109ZM133 154V153H132ZM192 154V153H191ZM95 155H97V154H95ZM94 155V156H95ZM103 155V154H102ZM108 155H107V160H108ZM131 155V154H130ZM129 155V156H130ZM21 156V155H20ZM93 156V155H92ZM94 156L92 157V158H94ZM106 156V155H105ZM112 156V155H111ZM110 156V157H111ZM114 156V155H113ZM136 156V155H135ZM97 157V156H96ZM95 157V158H96ZM131 157V156H130ZM112 158H114L115 159V157H112ZM2 159V158H1ZM11 159H13L12 157H11ZM23 159H25V158H23ZM137 161H136V160ZM102 160V159H101ZM214 160H215V158H214ZM88 161V160H87ZM99 161V160H98ZM109 161V160H108ZM148 161H150V163H144V162H148ZM16 162V161H15ZM22 162V161H21ZM102 162V161H101ZM100 162V163H101ZM118 162V161H117ZM128 162V161H127ZM95 164H96V162H94ZM110 163V162H109ZM108 164V163H107ZM113 164V159H112V161H111V165ZM18 165H21L20 164V162H19V164ZM78 165H80V164H78ZM97 165V164H96ZM96 165H95V167H96ZM109 165V164H108ZM114 165H118L117 163H115ZM127 165V164H126ZM126 165H124V166H126ZM15 166H16V164H15ZM76 165H74V167H75ZM121 166H123L122 164H121ZM121 166H117V167H121ZM81 167H83V166H81ZM113 167V166H112ZM259 167H257V168H259ZM20 168V167H19ZM19 168H17V169H19ZM79 168V167H78ZM77 168V169H78ZM84 168H86V167H84ZM7 169V168H6ZM44 169V168H43ZM80 169V168H79ZM118 169H120V168H118ZM122 169V168H121ZM196 169L197 170H199V167L198 166H196ZM83 170V169H82ZM35 171V170H34ZM58 171V170H57ZM92 171V170H91ZM82 171H80V174H81V176H82V174L84 175L85 173H81ZM152 172H154V171H146L145 173H141L140 174V179H139V184L141 185V187L143 188V191H145V197L144 198H142L143 199V201H144V206H145V208H144V211L146 212V213H152V214H155V215H161V214H165V213H162L161 212V206H162V204H161V199L159 198V195H160V189H159V187H160V185L158 184V183H152L151 184V178H152V175H151V173ZM79 173V171L77 172V174ZM88 173V172H87ZM92 174H94V173H92ZM198 174H200V173H197L196 175H198ZM86 175V174H85ZM89 175V174H88ZM87 176V175H86ZM216 176V179L217 180H219V181H221V182H224V180H223V178H222V176H223V174L222 173H220V174H218V175H215ZM89 177V176H88ZM95 177V176H94ZM108 177V176H107ZM84 178H87V177H85L84 176ZM83 178V179H84ZM109 178V177H108ZM9 179V178H8ZM88 179V178H87ZM86 179V181H88ZM92 180V179H91ZM90 180V181H91ZM93 180H96V178H93ZM13 181V180H12ZM85 180L84 181H82V183H84V184H87V185H85L86 187L87 186H89L88 185V183L86 182ZM90 181H89V183H90ZM97 181H99V179L97 180ZM102 181V180H101ZM100 181V182H101ZM15 182V181H14ZM110 182V181H109ZM111 182H112V180H111ZM13 183V182H12ZM94 183H96V182H94ZM106 183H107V181H106ZM105 183V185H107L108 187H109V185H111V183H109V185L108 184H106ZM115 183V182H114ZM32 184V183H31ZM34 184V183H33ZM90 184H92V183H90ZM103 184V183H102ZM101 184V185H102ZM13 185V184H12ZM122 185H124L123 183H122ZM191 185V184H190ZM83 186V185H82ZM82 186H80V187H82ZM91 186H93L94 187V185H91ZM102 186H104V185H102ZM117 186V185H116ZM86 187H84V189L86 188ZM91 188V187H90ZM90 188H88V189H85V190H88V191H90L91 189ZM118 188V187H117ZM58 189V188H57ZM96 189V188H95ZM112 189V188H111ZM110 189V190H111ZM170 189H171V187H170ZM26 190V189H25ZM56 191V190H55ZM115 191H116V189H115ZM23 192V191H22ZM110 192V191H109ZM86 193V192H85ZM84 193V195H86ZM113 192H111V194H112ZM22 194V193H21ZM33 194V193H32ZM120 194H124V193H120ZM52 195V194H51ZM92 195V194H91ZM125 195V194H124ZM162 195V194H161ZM165 195V194H164ZM169 196H171V199H172V192L170 193V194H168ZM89 196H90V194H89ZM87 197V195H86V197L87 198H85L84 200L82 199V202L86 205V213H85V215H83V216H87V217H90V216H92V214H91V207L89 206V203L91 202V198L90 197ZM99 196V195H98ZM126 196V195H125ZM23 197V196H22ZM27 197V196H26ZM95 197V196H94ZM100 197V196H99ZM99 197L97 198V197H95L96 199V201H93L92 200V202L94 203V205H95V203L99 200V202H103V201H100L101 199H99ZM121 197V196H120ZM167 197V196H166ZM166 197H165V202H167V203H169L168 201H166ZM31 198H32V196H31ZM84 198V197H83ZM108 198V197H107ZM48 199V198H47ZM120 199V198H119ZM118 199V200H119ZM191 199V198H190ZM35 200V199H34ZM81 200V199H80ZM25 201V200H24ZM46 201V200H45ZM108 201V200H107ZM110 202V201H109ZM31 203V202H30ZM75 203V202H74ZM22 204H24V203H22ZM81 204V203H80ZM102 204V203H101ZM91 205V204H90ZM168 205V204H167ZM167 205H166V207H167ZM41 206V205H40ZM102 206V205H101ZM94 207V206H93ZM107 207V206H106ZM25 208V207H24ZM30 208V207H29ZM64 208V207H63ZM168 208H169V210H170V212L169 213H172V206L170 205V203H169V205H168ZM39 209V208H38ZM184 211V212H185ZM25 212V211H24ZM23 212V213H24ZM103 212H104V210H103ZM44 213V212H43ZM84 213V211L82 212V214ZM29 214V213H28ZM33 215V214H32ZM71 215V214H70ZM46 216V215H45ZM58 219V218H57ZM27 221H28V219H27ZM56 223V222H55ZM58 225V224H57ZM87 229V231L90 233V236H93V234L95 233V230L93 229V228H90V227H87L86 228ZM36 232V231H35ZM33 233V234H36V233ZM38 232V231H37ZM51 233H52V231H51ZM14 234V233H13ZM45 236L46 235H49V234H47V233H43ZM43 234H42V236H41V242H45V237L43 236ZM57 235H58V238H57V235L55 236V234H54V240L55 241H52L53 240V236H48L49 237V239L50 238H52V240H51V243L53 244L54 242H56L58 239H59V241H57L55 244H58V242H61V238H60V234H61V232H57L56 233ZM37 236V238H39V234L37 233L36 234ZM55 237L57 238V239H55ZM87 237H88V234H87V232H83L78 238H77V240H78V243L79 244H85L86 242H87ZM83 239V240H82ZM23 240V239H22ZM47 241V240H46ZM49 241L50 240H48V244H51V243H49ZM20 242H22V244L24 243V241H20ZM38 242L39 241H36V239L34 238V237H29L28 239H27V241H26V245H29V246H32V247H34L35 245H37L38 244ZM18 245H19V243H17ZM44 244H46V242L44 243ZM21 245V244H20Z\"/></svg>",
  "mask_w": 264,
  "mask_h": 264
}]
</instances>
